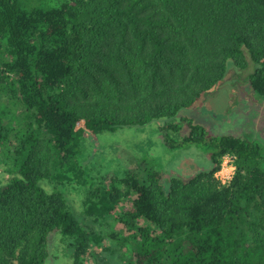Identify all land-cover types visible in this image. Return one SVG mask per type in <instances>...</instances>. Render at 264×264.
<instances>
[{
	"label": "trees",
	"instance_id": "trees-1",
	"mask_svg": "<svg viewBox=\"0 0 264 264\" xmlns=\"http://www.w3.org/2000/svg\"><path fill=\"white\" fill-rule=\"evenodd\" d=\"M223 93L264 113V0H0V264H264V136L184 114ZM185 148L210 167L164 175Z\"/></svg>",
	"mask_w": 264,
	"mask_h": 264
},
{
	"label": "rangeland",
	"instance_id": "rangeland-1",
	"mask_svg": "<svg viewBox=\"0 0 264 264\" xmlns=\"http://www.w3.org/2000/svg\"><path fill=\"white\" fill-rule=\"evenodd\" d=\"M234 91V89H231L230 91L229 89L225 90L226 93L230 92V94L234 93ZM220 93H222V91ZM224 93L220 96H214L213 99L201 101L197 105L195 104L189 110H186L184 114H186L193 123L205 127L210 133L215 135H234L249 139H253L255 135L258 134L264 136V113H260L256 119H252V117L248 115V112H246L247 105L245 104V102L249 100L247 95L244 97L245 105L242 104V98H239L241 107L239 108V112H236L237 107L233 109V106H231L234 99L231 96H227V94L224 95ZM153 130H155V128H153ZM148 137V134L141 133L136 129H123L120 131L119 135H114L107 140V148L110 146L114 149H123L128 153L125 157L132 159L143 155L148 156L150 153L153 154L152 150L149 153L150 142L153 140L150 138L147 139ZM199 150L196 151L195 148H185L183 150L175 151L172 154L162 153L158 150L156 151V154L159 156V159L163 164L164 175L170 174V177L172 174V176L175 175L182 179H190L197 172L210 167L208 155L200 153L203 151ZM225 160L226 158H221L220 168L218 170L223 171L221 176L232 174L233 178L234 174L231 172V167ZM216 172L214 178L218 175ZM5 177L3 167L0 166V181ZM229 183L230 181L228 184ZM228 184L222 186H227ZM109 220L111 224L110 226L113 229L117 230L122 228L117 215H112ZM121 252L127 255L122 264H129V246L124 245L121 248ZM57 253L60 257V250ZM45 264L69 263H67L65 258H59L46 261Z\"/></svg>",
	"mask_w": 264,
	"mask_h": 264
},
{
	"label": "built area",
	"instance_id": "built-area-1",
	"mask_svg": "<svg viewBox=\"0 0 264 264\" xmlns=\"http://www.w3.org/2000/svg\"><path fill=\"white\" fill-rule=\"evenodd\" d=\"M223 158L224 159L226 158L225 161L229 163V166L231 167V172L234 174L235 173L234 157H232L231 155H225ZM216 173H218V175L215 176L216 180L221 185H226V184H228L229 181L232 180V174L231 175H226V176H221L223 171H219V170Z\"/></svg>",
	"mask_w": 264,
	"mask_h": 264
}]
</instances>
